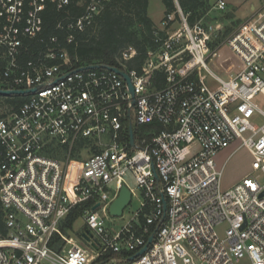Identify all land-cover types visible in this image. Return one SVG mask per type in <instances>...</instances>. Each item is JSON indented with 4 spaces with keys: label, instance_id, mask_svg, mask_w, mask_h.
Here are the masks:
<instances>
[{
    "label": "built area",
    "instance_id": "obj_1",
    "mask_svg": "<svg viewBox=\"0 0 264 264\" xmlns=\"http://www.w3.org/2000/svg\"><path fill=\"white\" fill-rule=\"evenodd\" d=\"M112 1L0 0V89L32 90L0 118V264H264V0L214 46L222 28L191 26L175 0L140 71L121 70L133 97L113 71L72 69L58 36H44L49 10L72 43ZM222 45L240 63L229 79L208 68ZM152 123L162 129L137 139L134 126ZM232 144L252 162L225 188L217 156ZM127 178L140 199L125 212ZM123 185L130 202L115 217ZM74 213L82 233L68 237Z\"/></svg>",
    "mask_w": 264,
    "mask_h": 264
},
{
    "label": "trees",
    "instance_id": "obj_2",
    "mask_svg": "<svg viewBox=\"0 0 264 264\" xmlns=\"http://www.w3.org/2000/svg\"><path fill=\"white\" fill-rule=\"evenodd\" d=\"M182 13L187 16L188 23L192 26L198 21L201 22L211 10L209 0H176ZM149 0H113L107 4L96 16L94 23L85 29L84 33L76 35L72 43H67L65 33L56 29V22L60 13L49 10L45 13L44 36H58V43L67 49L70 67L72 69L84 68L90 65H105L120 70L136 69L140 71L141 65L146 59L147 52L156 48L154 43L155 24L148 15ZM165 7L164 15L176 12L175 0H163ZM73 14H78L76 6L70 8ZM227 19H232L229 15ZM228 32V27L225 28ZM222 29L214 43V46L225 37L226 30ZM48 40L44 39V44ZM39 40L26 42L29 50L43 47ZM128 47H133L136 54L129 60H122V54ZM30 52V51H29ZM29 56V55H28ZM154 79L152 86L160 88L162 82L159 74ZM0 99L13 108L17 109L25 100V97L8 96ZM136 138L146 137L149 132H158L162 126L157 123L134 126ZM76 213L71 214L66 222L71 221ZM65 222V223H66ZM6 231L2 222L0 205V235L4 236Z\"/></svg>",
    "mask_w": 264,
    "mask_h": 264
},
{
    "label": "rangeland",
    "instance_id": "obj_3",
    "mask_svg": "<svg viewBox=\"0 0 264 264\" xmlns=\"http://www.w3.org/2000/svg\"><path fill=\"white\" fill-rule=\"evenodd\" d=\"M213 1L210 3L212 6ZM148 11L151 19L155 23H160V18H163V11H165V7L163 4V0H149L148 3ZM230 13L227 11H215L210 10L208 14L205 16L203 20H201V24L203 27H221L225 29L228 27L229 32L226 30L225 37H221V42L224 41L226 37H228L231 33H233L238 27L239 23L237 21H230L226 17L229 16ZM161 18V19H162ZM160 20V21H159ZM158 23V25H159ZM239 67V62L237 58L230 52V50L226 46H221L218 49L217 56L208 62V68L219 75L223 79H227L235 74ZM13 108L0 99V118L9 114V112ZM238 144H232L225 148L218 156L217 161L218 164H224L223 167V176H222V187H229L245 177L251 168L252 158L247 150L244 148L238 149ZM128 183V187L133 189L136 197L133 195L131 205L126 209L136 210L139 206L140 195L137 191H135V186L131 178L126 179ZM83 221L75 216L71 221H68L63 226V232L72 237H78L79 234L82 233ZM225 226H219L217 228V232L222 237L224 235ZM68 235V237H69ZM237 264H249L247 260H243Z\"/></svg>",
    "mask_w": 264,
    "mask_h": 264
},
{
    "label": "water",
    "instance_id": "obj_4",
    "mask_svg": "<svg viewBox=\"0 0 264 264\" xmlns=\"http://www.w3.org/2000/svg\"><path fill=\"white\" fill-rule=\"evenodd\" d=\"M83 69H106V70L113 71V72L117 73L126 82L132 97L134 96V91H133V87H132V84L130 81V77L126 73H124L123 71H121L115 67L99 65V64L90 65V66L84 67ZM29 92H32V90H4V89H0V96L1 97H8V96L24 95V94H27ZM129 130L131 131V127H129ZM130 138H131V145H133L132 134L130 135ZM129 202H130V192L126 188V186L123 185L120 188V191H119L117 198L113 201L112 205L110 206V209H109L110 214L115 216V217L121 216L122 211L129 204ZM82 237L85 240H89V237L86 233H83ZM144 250H145V248L142 249L141 251H139L136 255L130 257L129 261H132L135 257L142 255Z\"/></svg>",
    "mask_w": 264,
    "mask_h": 264
},
{
    "label": "crops",
    "instance_id": "obj_5",
    "mask_svg": "<svg viewBox=\"0 0 264 264\" xmlns=\"http://www.w3.org/2000/svg\"><path fill=\"white\" fill-rule=\"evenodd\" d=\"M212 1L214 3L212 5V7H213L218 0H209V3H211ZM222 1H224L226 3V9L224 11H227L228 13H230V16L232 17V19H228V20L237 21L239 23V25L241 23H244L245 21H247L251 17V15L260 8V5H261L260 0H222ZM215 11H217V10H215ZM148 15H149V11H148ZM163 15H164V11H163ZM149 17H150V15H149ZM161 18H160V20H161ZM150 19H151V17H150ZM152 22L155 25H158V23H159V22L155 23L153 20H152ZM239 66H240V63H239ZM231 77H229V78H231ZM229 78H227V79H229Z\"/></svg>",
    "mask_w": 264,
    "mask_h": 264
}]
</instances>
